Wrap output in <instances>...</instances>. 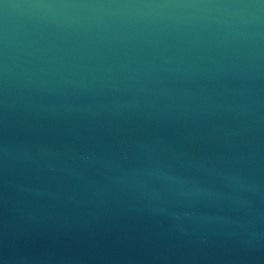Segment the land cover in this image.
I'll use <instances>...</instances> for the list:
<instances>
[{
  "label": "water",
  "instance_id": "obj_1",
  "mask_svg": "<svg viewBox=\"0 0 264 264\" xmlns=\"http://www.w3.org/2000/svg\"><path fill=\"white\" fill-rule=\"evenodd\" d=\"M0 264H264V0H0Z\"/></svg>",
  "mask_w": 264,
  "mask_h": 264
}]
</instances>
